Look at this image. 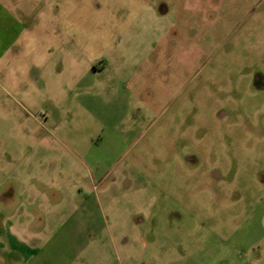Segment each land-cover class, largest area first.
<instances>
[{"label":"rangeland","instance_id":"rangeland-1","mask_svg":"<svg viewBox=\"0 0 264 264\" xmlns=\"http://www.w3.org/2000/svg\"><path fill=\"white\" fill-rule=\"evenodd\" d=\"M47 10L0 46V264H264V0Z\"/></svg>","mask_w":264,"mask_h":264},{"label":"crops","instance_id":"crops-1","mask_svg":"<svg viewBox=\"0 0 264 264\" xmlns=\"http://www.w3.org/2000/svg\"><path fill=\"white\" fill-rule=\"evenodd\" d=\"M48 4H51V0H0V46L8 44L4 54L11 52L12 46L19 45L20 42L23 43V41L27 40L21 37L27 29L34 30L40 27V17L48 11ZM44 19L45 21L42 24L43 30L57 24L55 20L51 21L48 16ZM47 21L49 22L48 24ZM1 30H7V36L2 35ZM16 50L18 52V49ZM20 239L21 236L17 234L14 241L16 246L20 245L24 247L23 249L18 246L16 248V251H19L18 253H21L22 256L28 254L32 256L40 252L35 250L32 253V250H29Z\"/></svg>","mask_w":264,"mask_h":264},{"label":"flooded vegetation","instance_id":"flooded-vegetation-1","mask_svg":"<svg viewBox=\"0 0 264 264\" xmlns=\"http://www.w3.org/2000/svg\"><path fill=\"white\" fill-rule=\"evenodd\" d=\"M261 78L260 77H256V80L254 81L255 83H256V85L259 83V80H260Z\"/></svg>","mask_w":264,"mask_h":264}]
</instances>
